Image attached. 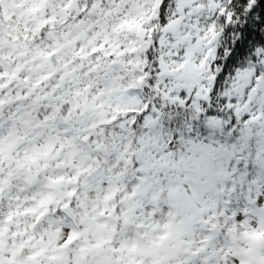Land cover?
Returning a JSON list of instances; mask_svg holds the SVG:
<instances>
[{"label":"snow or ice","instance_id":"snow-or-ice-1","mask_svg":"<svg viewBox=\"0 0 264 264\" xmlns=\"http://www.w3.org/2000/svg\"><path fill=\"white\" fill-rule=\"evenodd\" d=\"M0 264H264V0H0Z\"/></svg>","mask_w":264,"mask_h":264}]
</instances>
